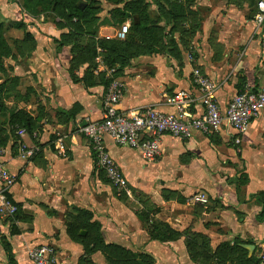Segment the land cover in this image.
Listing matches in <instances>:
<instances>
[{"label":"crops","instance_id":"crops-1","mask_svg":"<svg viewBox=\"0 0 264 264\" xmlns=\"http://www.w3.org/2000/svg\"><path fill=\"white\" fill-rule=\"evenodd\" d=\"M200 1L172 0L168 47L136 53L114 68L101 49L96 68L75 61L72 46H61L65 30L43 16L25 15L21 23L28 31L22 40L7 41L6 72L0 73L8 115L25 110L33 120L23 138L3 127L6 166L17 180L7 193L15 210L0 209V264H35L30 251L41 247L53 251L56 264H109L103 253L87 255L68 235V215L76 209L92 213L107 244L147 254L154 264H197L186 248L192 233L204 236L212 250L239 243L264 264V111L243 135L224 126L186 139L164 136L161 157L151 163L105 137L125 187L109 180L91 141L78 131L87 119H102L114 83L123 87L120 110L126 114L156 107L175 115L171 100L180 93L191 96L185 109L200 114L197 74L217 87L223 110L240 91H264V27L254 21L259 0ZM149 13L160 28L165 21L154 9ZM101 27L98 40L111 29L116 38L119 29ZM20 144L35 148L33 159L19 156ZM145 209L158 211L155 219L181 238L153 241L138 217Z\"/></svg>","mask_w":264,"mask_h":264},{"label":"built area","instance_id":"built-area-1","mask_svg":"<svg viewBox=\"0 0 264 264\" xmlns=\"http://www.w3.org/2000/svg\"><path fill=\"white\" fill-rule=\"evenodd\" d=\"M254 21L264 27V0H259L255 7ZM130 31V25L119 28L116 39L125 40ZM110 40L111 37H107ZM198 83L201 94L199 100L202 112L194 115L185 109L191 96L187 93L178 94L171 100L177 105V114L169 115L156 107H143L128 114L120 110L124 97L121 84L111 85L103 101L102 119L100 121L86 120L79 128V133L89 139L97 154L99 166L106 172L111 182L122 187L126 186L117 163L106 152L105 137L121 148L138 151L148 163L161 157V140L164 136L175 138H190L194 133L209 134L218 132L224 126L243 135L251 123L264 111V91L255 92L246 89L237 93L223 110L216 97V86L199 74ZM25 129H16L19 138L25 137ZM35 148L19 145L18 154L28 160L35 156ZM6 149L0 145V209L13 212L15 209L7 198V193L16 184V177L8 171L5 161ZM30 257L35 264H56L55 256L48 247L35 248L30 251ZM264 262V256L262 257Z\"/></svg>","mask_w":264,"mask_h":264},{"label":"trees","instance_id":"trees-1","mask_svg":"<svg viewBox=\"0 0 264 264\" xmlns=\"http://www.w3.org/2000/svg\"><path fill=\"white\" fill-rule=\"evenodd\" d=\"M114 5H123L114 10L115 17H119L121 23H125L130 18L137 16L139 22H132V34L141 40L157 38V31L153 26V19L149 13V5L143 0L124 2V0H109ZM24 15L38 18L43 16L50 20L53 16L54 24L59 25L66 20L68 24L64 27L70 30L63 35L61 46L68 44L72 46V53L75 61L88 62L92 68H96L95 61L98 57V49L103 53L104 62L110 67H123L125 57L117 54V50L109 48L106 40L97 39L96 14L92 7L81 5V0H22L20 4ZM3 25L0 23V28ZM4 33H0V70L6 72L2 58L9 56V46ZM131 35L130 33L128 36ZM28 36V35H27ZM127 36V37H128ZM90 37V44H84L83 41ZM124 42V41H119ZM126 43V47H129ZM140 52H143L140 50ZM114 53L115 56L111 54ZM128 58L134 57L133 53L127 55ZM5 59V57H4ZM127 59V57H126ZM121 68H119L120 70ZM102 82L108 85L109 82ZM5 85V84H4ZM0 87V145H6V138L3 136V127L10 125L15 139L17 138L16 129L30 130L33 126L31 116L25 110H18L8 115V108L2 103L1 94L5 87ZM242 92V91H240ZM158 211L143 210L138 214L147 226L148 232L153 241L168 242L178 240L181 234L167 225L158 222L155 215ZM86 235L82 236L81 232ZM67 232L70 238L76 243L82 245L87 255L101 252L109 264H154V259L141 253H134L115 244H107L101 233V225L93 221V215L89 211L76 209L68 215ZM186 248L191 260L197 264H259V259L250 257L248 250L242 248L239 243H223L216 250H212L208 240L199 234H188L186 238Z\"/></svg>","mask_w":264,"mask_h":264},{"label":"rangeland","instance_id":"rangeland-1","mask_svg":"<svg viewBox=\"0 0 264 264\" xmlns=\"http://www.w3.org/2000/svg\"><path fill=\"white\" fill-rule=\"evenodd\" d=\"M132 1H138V0H124L125 3L132 2ZM143 1L149 5V8H148L149 11L150 9H154V13L156 14V17L162 19L163 22L165 21L163 25L159 26L160 28L156 26L157 27L156 28L157 38L155 40L153 39L152 40L151 39L141 40L137 36H134L132 34V22L137 20L138 18L137 16L130 18L125 23H121L120 18L115 17L114 10L117 7L119 8L123 7V5H119V6L114 5L109 0H81V5L92 7L93 9L92 11L95 12L96 18L98 19V23H97L98 32L102 28L101 26L110 25V26H113L119 29L124 24L130 25L129 33L131 35H129L126 40H123L124 42H119L120 40L116 38L114 39L115 35L114 34H113L114 36L111 35L112 33H114L113 29H111L112 32L111 30L110 32L103 30L104 35H102V37H104L106 34H108L109 37H111V39L110 40L106 39V41L109 42L107 46H109V48L111 49L117 50V54L124 55L125 57L124 59L127 60L128 59L127 55H131V53L135 55L136 53H140V50L144 52H151L152 50H156V49H164V46L165 48H167L168 46L166 45V43L169 41V34L167 32V29L171 27L170 30L171 31L173 30V27L170 24H168V22H166V20L168 19L167 14H168L169 3H171L172 0H143ZM21 2L22 0H0V23L3 25L0 28V33L2 32L4 33L3 35L5 36L6 41L13 40V39L22 40L24 35L28 31V29H26V26H23L22 24L25 15L23 14V17H22V14H20L21 13V7H20ZM50 20H52V22L54 21L53 16L51 17ZM65 24H68L66 20L62 21L59 25H56V27H58L62 31L65 30V33L67 34L70 32V30L64 27ZM163 30L166 31V33L162 32ZM97 36H98V33H97ZM89 38L90 37H88V39H85L83 43L87 45L90 44L91 38L90 39ZM127 42L130 45L129 47H126ZM111 55L115 56L114 53H112ZM4 57L2 58V60L4 63H6L7 57L6 56ZM1 72L2 71L0 70V73ZM133 198L136 200H140L144 203L140 195L134 194Z\"/></svg>","mask_w":264,"mask_h":264}]
</instances>
